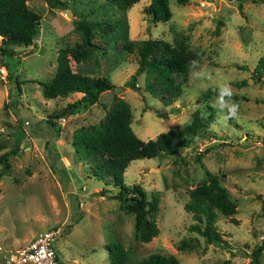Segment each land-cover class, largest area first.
Returning <instances> with one entry per match:
<instances>
[{
	"label": "rangeland",
	"instance_id": "rangeland-1",
	"mask_svg": "<svg viewBox=\"0 0 264 264\" xmlns=\"http://www.w3.org/2000/svg\"><path fill=\"white\" fill-rule=\"evenodd\" d=\"M60 1L57 7L48 0H25L40 15L29 44L4 43L0 34V48L8 51L0 52L5 66L0 73V153L9 163L0 175V259L6 249L58 228L55 249L61 259L108 264L104 244L117 240L129 249L131 261L160 252L174 255L180 264H253L250 252L264 239V71L254 69L264 47V0H166L170 17L157 21L145 12L149 0H137L116 26L112 19L121 14L101 5L103 0ZM79 18L107 20L91 28L83 46L87 56L70 59L72 70L107 78L115 87L96 102L56 117L69 98H44L39 82L51 79L58 46L84 42L75 25ZM141 40L150 46L149 58L157 59L165 45L174 49L186 71L148 86L155 72L144 68L135 75L136 88L130 87ZM193 60L214 81L226 79L239 105L238 116L215 129L222 115L213 107L217 93L211 86L204 90L206 82L192 75ZM114 95L128 103L130 126L141 139L182 127L194 115L201 121L176 153L134 158L123 171L125 185L138 183L147 197L156 193L159 199L158 232L146 242L133 236L130 208L109 196L111 185L106 194L98 192L102 183L86 177L90 160L79 158L70 144L71 131L97 122ZM212 176L235 203L234 212L216 215L213 230L221 244L194 230V217L182 207L187 190ZM241 249L246 254L239 255ZM259 264H264V248Z\"/></svg>",
	"mask_w": 264,
	"mask_h": 264
},
{
	"label": "trees",
	"instance_id": "trees-1",
	"mask_svg": "<svg viewBox=\"0 0 264 264\" xmlns=\"http://www.w3.org/2000/svg\"><path fill=\"white\" fill-rule=\"evenodd\" d=\"M48 1L54 6H61L60 0ZM136 1L103 0L100 4L110 6L118 14H121V16L112 19L116 26L122 20L126 9ZM175 1L181 4L187 0ZM145 12L149 14L152 21L166 20L171 14L166 0H149ZM104 20L107 19L92 21L84 18L76 19L75 25L83 33L84 42L56 48L53 75L48 82H39L44 98L51 99L58 96L69 98L54 116L72 114L80 106L96 102L103 91L115 87V84L107 78L77 70L73 71L69 63L70 59L79 62L87 56V51L83 46L88 44L91 28L101 27L105 24ZM39 24L40 15L28 7L25 0H0L2 42L29 44L37 34ZM149 48L147 41L141 40L137 43L138 66L127 80L130 87L136 88L135 75L144 68V70L155 72L153 76L155 81L148 83V86L171 81L172 72L183 73L186 71L185 60L174 49L165 45L162 54L157 59H153L148 57ZM0 52L4 54L8 51L0 48ZM254 69L260 73L264 71V47ZM157 115L162 116L161 113H157ZM130 122L131 111L128 103L123 98L114 95L111 105L105 109L103 116L97 122L90 125H79L71 131L70 144L79 158L85 161L90 160L86 177H91L93 181L102 183L98 192L106 194L105 187L109 188L111 185L112 188L109 189L113 190V193L109 196L124 202L130 208L133 212V236L146 242L158 232L154 215L159 199L156 193L147 197L138 183L125 185L122 182L123 171L129 161L134 158L155 156L160 151L176 153L178 147L188 145L190 135L195 133L201 121L197 115H194V118L182 127L160 131L148 139L139 138L133 132ZM196 156L199 158L200 155ZM0 161L2 162L1 175L7 173L9 169L5 152L0 153ZM182 207L184 211L191 213L194 217L195 222L191 224L194 230L204 235L208 242L223 243L213 230L214 221L218 213L230 214L234 212L235 203L228 197L224 185L217 176H212L207 181H201L187 190V199ZM261 213L264 216V200L261 202ZM104 248L108 264H180L174 255L160 252H150L139 260L131 261L129 260V249L117 240L105 242ZM263 248L264 239L251 250L250 261L253 264H259V253Z\"/></svg>",
	"mask_w": 264,
	"mask_h": 264
},
{
	"label": "built area",
	"instance_id": "built-area-1",
	"mask_svg": "<svg viewBox=\"0 0 264 264\" xmlns=\"http://www.w3.org/2000/svg\"><path fill=\"white\" fill-rule=\"evenodd\" d=\"M0 73H5V66L0 62ZM59 229L36 233L25 244L8 248L2 253L0 264H91L81 259H61L55 249V238Z\"/></svg>",
	"mask_w": 264,
	"mask_h": 264
},
{
	"label": "clouds",
	"instance_id": "clouds-1",
	"mask_svg": "<svg viewBox=\"0 0 264 264\" xmlns=\"http://www.w3.org/2000/svg\"><path fill=\"white\" fill-rule=\"evenodd\" d=\"M191 64L194 68L192 75L206 82L203 84L204 90L211 86L217 93L213 107L222 115L212 127L215 129L217 124H223L229 118H236L239 112V105L232 100L233 92L230 83L226 79L214 81L212 73L203 67H198V61L196 60L191 61Z\"/></svg>",
	"mask_w": 264,
	"mask_h": 264
},
{
	"label": "water",
	"instance_id": "water-1",
	"mask_svg": "<svg viewBox=\"0 0 264 264\" xmlns=\"http://www.w3.org/2000/svg\"><path fill=\"white\" fill-rule=\"evenodd\" d=\"M238 253H239V255L246 254V252L244 250H242V249L240 251H238Z\"/></svg>",
	"mask_w": 264,
	"mask_h": 264
}]
</instances>
